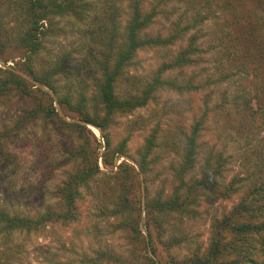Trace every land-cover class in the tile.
I'll list each match as a JSON object with an SVG mask.
<instances>
[{"label": "rangeland", "instance_id": "1", "mask_svg": "<svg viewBox=\"0 0 264 264\" xmlns=\"http://www.w3.org/2000/svg\"><path fill=\"white\" fill-rule=\"evenodd\" d=\"M13 1L0 0V17H5L0 20V31L6 38L4 31L16 25L12 19L15 14L9 13ZM92 1L95 6L86 13L57 16L53 33L43 37L44 48L36 55L38 70L57 62L66 65V70L56 77L60 94L72 97L76 112L65 106L71 116L58 101V94L20 70L25 50L12 43L4 49L5 58L0 59V66L16 70L49 91L59 115L68 122L79 121L77 103L84 97L85 109L94 112L100 107L94 78L96 62L88 59L97 53L103 58L108 30L115 28L118 42H124L125 25L132 12L131 0ZM141 5L144 12L157 7L152 24L142 31V36L169 37L177 31L180 36L172 43L138 50L127 67L128 80L119 83L117 94L138 92L163 62L173 61L186 50L192 61L166 75L181 82L200 83L201 88L184 93L160 89L145 107L116 115L110 131L113 144L130 137L129 153L122 159L134 165L137 172L130 188H121V195L115 196L117 202H112L119 207L123 202L120 217L103 211V200L110 191L99 200L89 190L81 200L77 218L62 224L50 222L32 231H16L8 242L0 237V264H149L151 255L161 264L172 257L183 261L206 256L216 235L214 222L245 195L248 176L257 168L258 150L264 154V2L142 0ZM41 97L47 101V96ZM36 98L14 94L0 101V202L13 212L34 217L60 208L59 186L77 165L67 160L69 154L68 158L62 156L65 147L84 145L87 138L92 150H100V154L105 151L104 133L95 125H90L94 133L82 139L77 125H61L54 117H26L35 107ZM201 120L199 163L185 177L193 188L186 210L154 208L155 199L165 201L180 196L178 203H183L189 197L174 168L182 159V130ZM155 130L157 147L149 170L143 171L136 160L137 151ZM46 150L56 156V166L49 171L44 163ZM11 151L14 163L7 162ZM219 154L225 160L223 174L214 186L201 185L207 158ZM217 162L212 159L213 164ZM101 167L111 172L103 162ZM7 173L8 182L14 183L17 190L26 189L24 195L6 198L3 185ZM234 180L238 181L234 183L237 191L230 196L224 190ZM118 255L123 258L115 260Z\"/></svg>", "mask_w": 264, "mask_h": 264}, {"label": "trees", "instance_id": "2", "mask_svg": "<svg viewBox=\"0 0 264 264\" xmlns=\"http://www.w3.org/2000/svg\"><path fill=\"white\" fill-rule=\"evenodd\" d=\"M132 12L130 13L127 25H125L124 42L119 43L116 29L108 30V43H105L107 50L102 53L101 59L96 54L95 58L91 55V61L95 59V85L98 89L97 99L99 106L94 112L84 108V99H80L77 104V110L81 114L79 121L68 122L61 117L54 106V97L43 87L36 86L26 76L11 68L0 66V101L12 97L14 94H31L36 96L38 100L35 102V107L29 111L26 117L37 118L43 117L45 120L54 117L59 120L61 125H77L81 128V138L84 139L88 134H93L90 125L98 127L104 133L105 146L102 154L100 150L94 151L90 148L89 139L86 138L84 145L77 144L73 147H65L63 157L76 162V168L69 173L59 186L61 194L60 208L48 209L46 212L34 217L29 214L13 212L7 205L0 202V237L7 242L11 235L16 231H32L47 225L50 222L64 223V221L75 219L79 215L80 203L83 200L86 192L91 190V195L99 200L107 191H110L107 199L103 200L104 213L120 217L123 214V202L119 207L116 206L121 188L125 190L130 188L134 183V173H137L136 167L126 159H122L129 153L128 142L130 137L126 136L113 144L111 128L115 125L116 115L119 113L133 112L139 108L145 107L151 101L156 92L160 89H173L179 93L191 91L201 88L200 83L188 80L181 82L176 78L167 76L166 73L170 70L190 62L192 59L187 55L188 50L182 51L177 58L170 62H163L153 73L152 78L148 79L141 90L136 93L126 92L123 95L117 94L119 83L128 80L126 70L129 63L136 57L138 50L145 47H155L166 45L174 42L179 37V31L171 34L169 37L157 35L154 37L142 36V31L152 24L157 7H153L150 11L144 12L142 9V0H131ZM15 2V5H13ZM12 8H9V13H14L12 19L16 22L13 28H8L4 31L7 38L0 31V59L4 56V49L15 43L18 49L25 50L21 61L23 72L31 76L41 85H45L53 92L58 94V101L66 109V104L74 109L72 97L68 94H60L59 79L57 78L63 71L66 70V65L63 62H57L45 68L38 70L35 67L36 55H39L44 48L43 37L53 33V25L57 16L65 15H81L92 9L95 5L92 0H14ZM264 2V0H262ZM5 17H0L2 21ZM48 23L46 24V22ZM4 22H7L6 20ZM195 23L187 25L186 29L193 27ZM3 27L0 23V30ZM5 58V57H3ZM5 62L7 59H2ZM57 76V77H56ZM57 78V79H56ZM42 93L45 95H38ZM47 96V101L43 97ZM41 97V98H39ZM80 106V107H79ZM101 112V113H100ZM71 113H67L70 115ZM82 121V123H81ZM88 124V125H87ZM19 126V124H18ZM203 129L202 120L196 121L190 129H183V152L181 162L175 167V173L181 179L180 186L185 187L188 193V198L183 203H178V199L170 200H154V208L161 211L173 210L182 208L186 210L187 202L193 194L192 186L188 185L185 180L186 174L195 169L200 153V136ZM158 132L155 130L150 133L145 139V143L138 149L137 163L143 171L149 170L151 164V155L155 147H157ZM37 138H35L36 141ZM41 150V149H40ZM67 150V151H66ZM13 151L8 153V163H14L11 158ZM46 157L45 168L51 170L56 166V156L49 155V152L44 151ZM101 157V159H100ZM256 160V170L251 171L248 176L250 182L247 186L245 195L237 202L230 211L226 212L222 219H217L214 222L213 233L216 235L212 238L211 248L206 256H197L194 258H186L179 261L176 257L168 259L161 264H264V258L259 251L264 252V154H260ZM223 155H210L207 158L203 168V177L199 182L201 185L214 186L217 180L224 171ZM122 161L117 164V160ZM212 159L218 160L217 164L212 163ZM104 163L106 168L111 171L107 172L101 167ZM118 168V169H117ZM8 166L7 171H10ZM16 170V167H15ZM17 171V170H16ZM9 176L6 174L4 192L8 196V200L19 198L24 195L26 189L17 190L14 183L8 182ZM114 179V180H112ZM232 181L225 187V193L232 195L237 191L234 188ZM108 183V186L106 184ZM190 184V183H189ZM199 184V185H200ZM189 186V187H187ZM104 189L106 191H104ZM216 191V190H215ZM164 192V191H162ZM94 194V195H93ZM113 202V203H112ZM136 236V233H135ZM229 236V237H228ZM115 260H121L123 257L118 255ZM86 260V259H85ZM149 264H160L154 257L150 256Z\"/></svg>", "mask_w": 264, "mask_h": 264}, {"label": "clouds", "instance_id": "3", "mask_svg": "<svg viewBox=\"0 0 264 264\" xmlns=\"http://www.w3.org/2000/svg\"><path fill=\"white\" fill-rule=\"evenodd\" d=\"M88 125V124H87ZM94 132V131H93Z\"/></svg>", "mask_w": 264, "mask_h": 264}]
</instances>
